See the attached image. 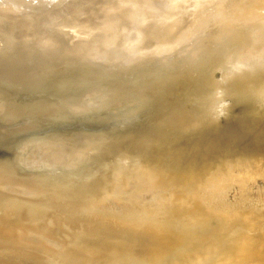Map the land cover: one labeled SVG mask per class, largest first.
I'll return each mask as SVG.
<instances>
[{"label": "water", "instance_id": "95a60500", "mask_svg": "<svg viewBox=\"0 0 264 264\" xmlns=\"http://www.w3.org/2000/svg\"><path fill=\"white\" fill-rule=\"evenodd\" d=\"M0 264H264V0H0Z\"/></svg>", "mask_w": 264, "mask_h": 264}]
</instances>
